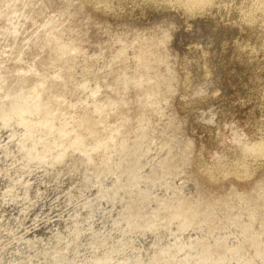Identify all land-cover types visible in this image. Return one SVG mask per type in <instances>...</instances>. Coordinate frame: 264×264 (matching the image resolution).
Segmentation results:
<instances>
[{
	"label": "rangeland",
	"instance_id": "obj_1",
	"mask_svg": "<svg viewBox=\"0 0 264 264\" xmlns=\"http://www.w3.org/2000/svg\"><path fill=\"white\" fill-rule=\"evenodd\" d=\"M262 1L0 0V264H264Z\"/></svg>",
	"mask_w": 264,
	"mask_h": 264
},
{
	"label": "bare ground",
	"instance_id": "obj_2",
	"mask_svg": "<svg viewBox=\"0 0 264 264\" xmlns=\"http://www.w3.org/2000/svg\"><path fill=\"white\" fill-rule=\"evenodd\" d=\"M95 1V0H94ZM104 1V0H103ZM117 1V0H116ZM161 1V0H160ZM172 1V0H171ZM176 1V0H175ZM213 1V0H212ZM256 1V0H255ZM102 2V1H101ZM187 2H189L190 4H192V5H197V4H202L203 2H206V0H187ZM259 2V1H258ZM258 2H256V3H258ZM263 1L261 0V3H262ZM255 4V3H254ZM186 5V4H185ZM187 5H188V3H187ZM110 6V5H109ZM254 6V5H253ZM256 6H259L258 4L256 5ZM264 6V5H263ZM262 6V7H263ZM103 7V6H102ZM193 8H195V7H193ZM192 8V9H193ZM191 9V10H192ZM259 9V8H258ZM254 10V9H253ZM261 10V9H260ZM254 11H256V10H254ZM261 13V11L259 12V14ZM263 13V12H262ZM255 14V13H254ZM257 14V13H256ZM261 15V14H260ZM259 15V16H260ZM263 15V14H262ZM262 17V16H261ZM261 17H259L260 19H262ZM264 18V17H263ZM263 23H264V21H263ZM264 33V32H263ZM261 143V142H260ZM249 151L250 152H252V153H254V154H259V155H263L264 156V143L263 144H259V145H256V146H253V147H251L250 149H249ZM253 155V154H252ZM259 155H258V157H259ZM245 175V174H244Z\"/></svg>",
	"mask_w": 264,
	"mask_h": 264
}]
</instances>
